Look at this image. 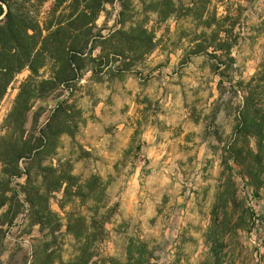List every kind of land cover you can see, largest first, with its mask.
I'll list each match as a JSON object with an SVG mask.
<instances>
[{
	"label": "rangeland",
	"instance_id": "obj_1",
	"mask_svg": "<svg viewBox=\"0 0 264 264\" xmlns=\"http://www.w3.org/2000/svg\"><path fill=\"white\" fill-rule=\"evenodd\" d=\"M151 1L131 0L123 28L121 3L108 0L88 26L97 40L73 69L57 59L41 70L45 80L60 72L70 80L35 103L26 129L66 107L71 134L45 165L70 166L82 196L52 195L53 225H61L52 235L32 225L21 195V213L0 227V264H83L81 252L92 257L86 264H264V191L255 196L231 159L234 144L244 148L246 98L264 106V0L212 1L202 15L195 0H176L177 15L166 20ZM69 5L48 0L41 26H69L80 13ZM138 26L153 35L149 52L134 44L115 57L108 47L117 40L102 42ZM82 32L58 40L69 45ZM103 47L108 66L95 62ZM30 74L18 75L0 104V136ZM69 214L82 238L67 232Z\"/></svg>",
	"mask_w": 264,
	"mask_h": 264
},
{
	"label": "trees",
	"instance_id": "obj_2",
	"mask_svg": "<svg viewBox=\"0 0 264 264\" xmlns=\"http://www.w3.org/2000/svg\"><path fill=\"white\" fill-rule=\"evenodd\" d=\"M55 1L58 5L67 2V0ZM195 1L196 11L202 15L212 1L222 0ZM46 2L48 0H0V104L16 77L25 70L31 73L20 87L13 109L3 125L5 134L0 136V227L12 223L21 213V207L26 205L29 208L32 225L40 224L43 228L49 227L50 233L54 235L61 230V225H53L58 217L49 207L52 195L63 192L65 199L82 196L77 192L82 187L78 186L70 166L62 164L54 166L53 163L45 165L46 160L57 155L61 137L71 134L67 109L64 105H59L48 123L39 129L33 126L28 131L26 125L30 113L35 108V103L45 98L60 82L66 83L70 80V74L68 77L62 72L45 80L40 75L41 70L45 68L48 61L57 59L63 64V68L68 65L70 69H73V66L77 64L76 60L81 59L88 51L89 44L97 40V36L93 35L92 29L88 26L93 24L98 13L104 10L108 0H69V9L80 13L69 23V26L59 23L55 31H52V23L45 28L41 26L40 9ZM119 2L123 9L119 21L125 28L126 22L122 17L124 18L126 12L130 10L131 0H119ZM150 6L153 12H158L162 20L177 15L179 9L176 0H155L151 1ZM84 28L87 29L85 33L82 32ZM44 32L48 34L44 35ZM80 32L83 35L80 34L77 37L82 36L84 40L69 43V45L58 40V37L63 34L68 39L74 35L73 33ZM113 39H116L117 43L108 48L113 51L112 55L120 58H124L128 51L127 47L132 50L134 44L138 46L146 44L148 52L155 47L153 35L149 34L143 26L131 27L127 31L124 29L117 31L110 39L102 42H111ZM105 49L102 48V54L96 58L95 62L108 66L111 54L106 55ZM203 52L205 50L198 51V53ZM89 53L92 55V49ZM263 107L253 94L246 98L243 113L240 116L242 127L240 134L245 138L244 148L240 150L234 144L231 151V159L239 170L238 175L246 186L253 189L255 196L264 191ZM251 140H254L255 147H252ZM27 160L30 164L27 169H24L21 163ZM32 165L37 168L36 172L31 169ZM23 177H27L25 186H13L14 181ZM21 195L24 196L23 205H21ZM80 220L83 223L86 221L82 217ZM73 221V215L69 214L67 232L82 238V235L74 232ZM88 231V227L83 224V232L88 233ZM86 239L89 240L88 237ZM81 254L80 261L83 264L92 258L88 253L81 252ZM36 257V254H33L35 263L38 261ZM132 263L129 260L127 264ZM37 264H53V262L39 261Z\"/></svg>",
	"mask_w": 264,
	"mask_h": 264
}]
</instances>
